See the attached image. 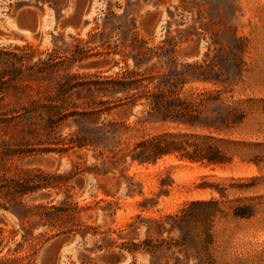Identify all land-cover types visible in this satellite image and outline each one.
<instances>
[{"label": "rangeland", "instance_id": "obj_1", "mask_svg": "<svg viewBox=\"0 0 264 264\" xmlns=\"http://www.w3.org/2000/svg\"><path fill=\"white\" fill-rule=\"evenodd\" d=\"M70 10L78 12L79 25L85 29L65 31L63 22L71 18ZM42 12L53 15L59 25L33 34L10 29L16 15H23V23L34 28L33 16ZM27 46L33 47L32 64L50 55L58 64L43 76L12 85L0 112L20 110L32 99L52 93L66 73L115 78L127 72L141 76L151 92L187 101L202 98L200 122L217 127L212 134L217 142H205L217 147L221 161L217 166L176 156L139 165L127 157L123 175L116 170L108 176L86 173L75 178L73 201L91 208L82 213L85 222L105 231L137 222V241H142L148 220L176 213L192 201L212 200L217 201V222L214 244L207 251L189 237L188 249L169 250L178 234H165L169 244L159 250L131 254L117 247L123 242L117 234L110 237L116 245L100 250V239L56 236L37 218L22 226L12 212L0 208V264H45V251L60 240L67 241L47 264H264V0H0V50L15 52ZM81 53H86L82 62L69 60ZM6 60L0 56V68ZM142 93L123 99V106L101 118L125 125L121 133L112 132L113 140L103 137L106 145L121 151L120 156L129 155L140 141L167 134L209 135L179 120L164 122V115L154 112L144 96L140 98ZM23 127L21 122L4 133L17 138ZM88 127L70 120L60 130L66 137ZM104 152L83 149L4 159L0 174L14 176L31 169L64 174L78 163L102 173L115 167L100 155ZM64 195V190L42 191L25 203L59 204ZM26 230L32 231L27 242Z\"/></svg>", "mask_w": 264, "mask_h": 264}, {"label": "trees", "instance_id": "obj_2", "mask_svg": "<svg viewBox=\"0 0 264 264\" xmlns=\"http://www.w3.org/2000/svg\"><path fill=\"white\" fill-rule=\"evenodd\" d=\"M32 49V46H27L15 48V52L0 50V56L7 57L8 61L0 68V105L6 102V92L12 85L29 76H43L50 67L58 64L51 55L46 61L40 60L32 64L29 57V51ZM85 54L73 55L69 60L73 63L82 62L86 58ZM143 83L144 79L137 73L124 72L115 78L103 77L100 74L66 73L61 76L52 93L32 99L28 106L20 110L0 112V160L25 159L51 152L68 154L83 149L93 151L104 149L105 152L100 155L115 166L102 173L100 170L95 171L94 168H87L84 164L78 163L73 165L69 173L64 174L43 169H31L14 176L0 174V208L12 212L22 226L30 218H37L42 226L56 231V236L72 235L80 236L82 239L86 237L100 239V250L112 248L117 244L115 240H111L112 234H117L123 241L117 247L131 254L141 250L145 252L159 250L169 244L168 240L163 238L165 234L168 237L178 234V240L168 245L169 250L172 247L188 249L186 238L189 237L207 251L208 247L214 244L212 230L217 222L215 200L192 201L176 213L148 220L146 238L142 241H137L139 229L137 222L129 223L117 231L101 230L100 227L89 225L82 218V213L91 208L79 207L78 203L73 201L71 181L86 173L108 176L110 173L115 174L117 170L123 175L126 171L123 165L127 157H130L131 164L139 165L155 164L166 156H176L180 161L216 166L221 162L217 159V147L205 143L210 140L217 142L212 136L213 133H217V127L200 122L199 111L200 107L204 106V100L201 98L187 101L164 92H151ZM29 84L31 86H28L32 87V83ZM139 92H143L140 98L144 96L154 112L164 115V122L179 120L190 128L207 130L209 135L199 137L189 134H167L140 141L129 155L120 156L121 151L106 145L105 140L111 137L112 132L121 133V127L125 125L101 121V118L123 106V99L136 97ZM119 94L125 95V98L118 97ZM70 120L88 123L89 127L63 137L60 129ZM21 122L26 124V128H22L20 137L8 138V134L4 132ZM198 140L205 144L199 143ZM188 148L192 150L189 151ZM106 163L105 160L104 164ZM117 186L119 187V182ZM49 190L59 193L64 190L63 200L59 204L51 202L30 206L29 203H25L38 193ZM131 191L129 187V192ZM146 204L147 200L143 202L144 210L148 208ZM31 238L32 231L26 230L23 240L27 242Z\"/></svg>", "mask_w": 264, "mask_h": 264}, {"label": "crops", "instance_id": "obj_3", "mask_svg": "<svg viewBox=\"0 0 264 264\" xmlns=\"http://www.w3.org/2000/svg\"><path fill=\"white\" fill-rule=\"evenodd\" d=\"M72 10V9H71ZM70 10V17L69 19H72V17H74V14L72 13V11ZM33 21H34V28H28L26 23H23V20L25 22V19L23 17V15H16L13 19H11V22L9 24L10 29H13L15 32H20L23 34H33L35 32H39L41 31L42 27H47V28H53L54 26L57 27V25H59V21L56 22V20L54 19L53 15L50 14H46L44 12L40 13V14H36L35 16H33ZM67 21V20H65ZM77 21H80V17H77ZM63 26H64V22H63ZM86 26H80V28H75V27H70L68 29H65L66 32L68 33H72V32H76L80 29H85Z\"/></svg>", "mask_w": 264, "mask_h": 264}, {"label": "water", "instance_id": "obj_4", "mask_svg": "<svg viewBox=\"0 0 264 264\" xmlns=\"http://www.w3.org/2000/svg\"><path fill=\"white\" fill-rule=\"evenodd\" d=\"M78 12L75 13L74 17H72V19H69L67 21L64 22V27L66 29L70 28V27H75V28H79V22L77 21V17H78ZM67 240H60L57 241L55 243H53L46 251H45V256H44V263L47 264L49 262L50 259H53L56 254L58 253L59 250H61L64 247V244ZM77 245V241L73 240L70 243V246L74 247Z\"/></svg>", "mask_w": 264, "mask_h": 264}]
</instances>
